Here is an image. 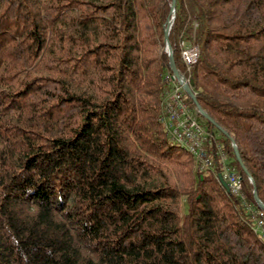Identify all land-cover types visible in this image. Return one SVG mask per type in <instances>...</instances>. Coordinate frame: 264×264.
Here are the masks:
<instances>
[{
	"label": "trees",
	"instance_id": "16d2710c",
	"mask_svg": "<svg viewBox=\"0 0 264 264\" xmlns=\"http://www.w3.org/2000/svg\"><path fill=\"white\" fill-rule=\"evenodd\" d=\"M171 5L0 0V264H264L251 213L160 121ZM194 24L192 92L254 184L200 117L264 213V0H175L180 72Z\"/></svg>",
	"mask_w": 264,
	"mask_h": 264
},
{
	"label": "built area",
	"instance_id": "2783aa9c",
	"mask_svg": "<svg viewBox=\"0 0 264 264\" xmlns=\"http://www.w3.org/2000/svg\"><path fill=\"white\" fill-rule=\"evenodd\" d=\"M193 28L190 39L185 40L181 34L179 42L183 65V71L180 73L187 83L190 82L191 70L199 56V48L194 35L196 24ZM163 80L166 86L161 95L160 121L169 140L184 148L192 156L199 171L211 172L218 182H220V177L226 182L228 193L242 201L245 210L253 217V230L264 239V213L254 211L245 202L240 177L229 165L227 156L216 139L215 132L208 130L198 120L199 113L196 107H191L182 83L174 77L171 71L166 72ZM213 152L218 157L216 162L212 158Z\"/></svg>",
	"mask_w": 264,
	"mask_h": 264
},
{
	"label": "water",
	"instance_id": "95a60500",
	"mask_svg": "<svg viewBox=\"0 0 264 264\" xmlns=\"http://www.w3.org/2000/svg\"><path fill=\"white\" fill-rule=\"evenodd\" d=\"M174 13H175V0H172V5H171V14L172 17L169 19L167 26L164 29V33H163V40H164V45H165V51L167 52L168 55V62H169V68L172 72V74L174 75V77L182 83V86L186 92V94L188 95V97L191 99V101L193 102L194 106L196 107L199 115H201L204 119H206L207 121H209L211 124H213L215 126V128L221 132L224 136H226L227 138L230 139L231 141V146L233 149V153L235 155V159L237 160V162L240 164L241 168L243 169L244 173L247 175L249 181L251 184H254L251 175L249 174L247 168L244 166L243 161L239 155L238 149L236 147L235 141L234 139L228 134V132L221 126H219L202 108L201 106L198 104L197 100H196V96L195 94L192 92L191 89V85H192V81L190 80L189 83L185 82V77L180 73V71L176 68L175 63H174V58H173V51L172 48L169 44L168 41V34H169V30L170 27L173 23L174 20ZM220 183L221 185L227 190V184L224 180L221 179L220 177ZM253 197H254V201L255 203L258 205V207L264 211V204L260 201V199L258 198V195L256 193L255 188L253 189Z\"/></svg>",
	"mask_w": 264,
	"mask_h": 264
},
{
	"label": "rangeland",
	"instance_id": "374dc122",
	"mask_svg": "<svg viewBox=\"0 0 264 264\" xmlns=\"http://www.w3.org/2000/svg\"><path fill=\"white\" fill-rule=\"evenodd\" d=\"M181 72H182V71H181ZM192 108H194V107H192ZM197 117H198V120H200L201 123L204 124V121L201 119L200 115H198ZM204 126H205V125H204ZM205 127H206V126H205ZM215 134L217 135L218 138L220 137L219 134H217V132H216ZM194 164H195V163H194Z\"/></svg>",
	"mask_w": 264,
	"mask_h": 264
}]
</instances>
